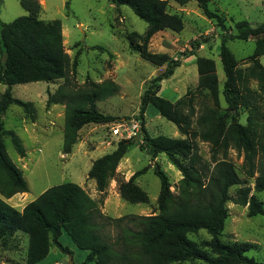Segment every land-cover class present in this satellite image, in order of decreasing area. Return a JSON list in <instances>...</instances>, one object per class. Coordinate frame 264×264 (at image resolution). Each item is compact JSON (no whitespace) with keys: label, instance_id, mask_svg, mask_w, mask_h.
Here are the masks:
<instances>
[{"label":"trees","instance_id":"1","mask_svg":"<svg viewBox=\"0 0 264 264\" xmlns=\"http://www.w3.org/2000/svg\"><path fill=\"white\" fill-rule=\"evenodd\" d=\"M112 4L130 8L147 24L141 44L135 50L144 60L157 67L166 66L145 91L137 120L140 123L141 151H147L152 160L165 154L179 170L182 179L172 191L168 174L156 165L154 174L160 180L158 213L150 216H126L119 219L106 217L101 211L104 200H94L88 192L75 183H63L49 188L22 211L6 200L17 194L29 192L23 172L10 158L4 136L8 135L16 153L27 156L26 149L13 131H5L0 116V251L11 249L10 240L17 233L28 236L29 244L25 264H40L53 247L69 256L73 251L60 242L65 232L78 249L88 253L82 264H185L199 261L204 264H264L247 253L256 248L248 242H223L222 236L229 218V202L248 207V216H264V203L255 195L264 193V21L253 25L247 20L236 22V34L224 35L220 48L225 74L223 96L231 111L229 117L220 109V85L216 63L210 58H198V91L206 92L211 105L197 116L195 96L185 97L176 103L159 95L161 84L173 76L181 61L168 54L152 53L151 39L158 33H181L185 22L181 15L169 11L168 0H109ZM180 6L196 1L198 8L209 20H215L225 29V19L210 4L215 0H173ZM28 13L10 23L0 20V84L7 89L0 96V115L12 104L24 109L34 123L36 112L33 103L14 99L12 87L16 85L65 80L55 93L48 92L47 107L65 105L63 154L72 153L79 132L89 124H108L115 117L100 112L98 102L116 95L119 85L112 80L91 83L88 88L71 90L68 81L70 68L76 69L65 50L62 21L40 19L42 4L39 0H20ZM2 0H0V7ZM256 38L255 49L247 58L248 67H240L229 40L249 41ZM257 83V90L251 88ZM190 95V94H188ZM187 95V96H188ZM149 106L173 123L185 138L165 135L151 136L145 127V114ZM241 111L248 112L247 124L238 120ZM197 116L198 130L193 129ZM197 139L210 145L211 160L205 162L200 155ZM135 145L132 139L118 142L116 149L95 160L88 178L96 182L97 191L104 195L118 168ZM236 151L244 158L246 179L238 174L229 159ZM147 168L135 173L128 181H118L121 199L131 204H148L149 195L136 179ZM249 181H253L254 187ZM240 186L236 195L233 187ZM100 220L116 223L127 221L136 229L123 227L121 236L112 244L101 234ZM206 231L210 239L199 243L189 235Z\"/></svg>","mask_w":264,"mask_h":264},{"label":"rangeland","instance_id":"2","mask_svg":"<svg viewBox=\"0 0 264 264\" xmlns=\"http://www.w3.org/2000/svg\"><path fill=\"white\" fill-rule=\"evenodd\" d=\"M42 4L40 19L46 22L61 20L63 25V43L72 63L76 61V69L72 67L68 75L71 90L86 89L91 83H104L112 80L119 85L116 95L98 102L101 113L115 117L117 120L108 124H89L79 132V138L72 153L63 154L62 145L65 126V105L47 107L48 92L55 93L65 80L54 83L37 82L12 87L14 99L33 103L36 121L33 123L24 109L12 104L1 116L5 131H13L21 139L27 156L21 158L13 148L11 138L4 136L7 152L12 161L23 172L27 180L29 192L17 194L6 200L19 211L36 200L51 187L63 183H75L83 187L96 201L101 198L102 213L109 218L119 219L126 216H150L158 213V198L160 180L154 174V168L159 165L164 170L176 192V185L182 179L179 170L169 161L165 154L154 160L147 151L140 150L142 138L134 141L135 145L122 160L115 178L104 195L97 191L96 182L88 178L92 163L106 154L113 152L119 141L133 139L132 126L138 123L141 99L151 82L165 72L166 66L157 67L144 60L135 50L147 30V24L139 19L133 11L126 7H118L109 0H39ZM169 11L183 17L185 28L181 33L164 31L156 34L150 41L149 50L152 53L168 54L181 61L169 79L162 82L159 95L173 103L195 96L197 116L211 105L206 92L198 91V58H210L216 63L220 85V109L229 117L235 114L231 111L223 96L225 74L219 57L221 42L224 35L236 34L232 28L236 22L247 20L253 25L264 21V0H215L210 4L212 11H218L225 19V29L215 20L207 19L198 8L196 1L180 6L173 0H168ZM20 0H2L0 20L10 23L17 18L27 16ZM256 38L249 41L229 40L228 47L240 62V67H248L247 58L255 49ZM2 55L0 52V64ZM264 66V57L261 58ZM257 90V83L251 84ZM7 89L0 84V96ZM190 94V95H188ZM188 95V96H187ZM264 107V99L258 104ZM193 119V129L198 130L196 119ZM145 127L151 136L165 135L171 138H185L177 127L162 118L158 111L149 106L145 114ZM248 112L241 111L238 120L247 124ZM141 136V135H140ZM200 155L205 162L211 160L210 145L197 139ZM229 159L235 165L240 177L245 180L244 158L236 151L229 152ZM147 168L148 171L136 179V183L149 195L148 204H131L121 199L118 191V181L125 177L131 178L138 171ZM124 173L125 176L122 175ZM126 181V180H125ZM252 188L253 181H249ZM116 186H114V185ZM240 186L233 187L231 194L236 195ZM255 195L264 203V193ZM229 218L223 232V242H248L256 244V248L247 256L264 263V216L249 217L248 207H242L229 202ZM101 234L114 244L121 236L123 227L136 229L127 221L118 226L107 220H100ZM10 240L11 249L0 251V264H21L26 256L29 244L28 236ZM189 238L197 243L209 240L206 231L191 234ZM70 238L63 234L62 244L67 245ZM57 250V248L54 247ZM58 251V250H57ZM80 251V250H77ZM85 253L84 251H80ZM55 253V251L53 252ZM54 255V254H53ZM14 257V258H12ZM54 256H51L52 259ZM14 261L11 263V260ZM71 259L65 258L61 264H70ZM185 264H204L199 261Z\"/></svg>","mask_w":264,"mask_h":264},{"label":"crops","instance_id":"3","mask_svg":"<svg viewBox=\"0 0 264 264\" xmlns=\"http://www.w3.org/2000/svg\"><path fill=\"white\" fill-rule=\"evenodd\" d=\"M118 173H120V171H118ZM122 175L125 176L124 173H122ZM125 180L128 181L129 178L125 177ZM114 186H116V185H114ZM63 234H66V233L64 232ZM20 237H22V236L19 233H17L15 235L14 239L20 238ZM65 246H67L68 248H70L73 251V256H69L67 254H64L61 251H59L58 249H57L58 250L57 251L53 247L51 249L50 254L48 255V257L45 260H43L40 264H61V261H63L65 258H70V259L72 258L73 264H82L84 262V260L86 259L88 253L86 251H84V250L78 249L75 246V244H74V242L72 241L71 238H70L69 243L67 245H65ZM77 250L84 251L85 253H81L80 251H77ZM54 251H55V253H53ZM26 255H27V251H26ZM51 256H54V257L52 259H50ZM12 258H14V257H12ZM25 261H26V256L23 258L21 264H25ZM12 262H14V261L11 260V263ZM90 264H95V263H90Z\"/></svg>","mask_w":264,"mask_h":264},{"label":"built area","instance_id":"4","mask_svg":"<svg viewBox=\"0 0 264 264\" xmlns=\"http://www.w3.org/2000/svg\"><path fill=\"white\" fill-rule=\"evenodd\" d=\"M137 135H140V123L139 122L133 124V126H132V136L136 137ZM130 139H131V137H130Z\"/></svg>","mask_w":264,"mask_h":264},{"label":"water","instance_id":"5","mask_svg":"<svg viewBox=\"0 0 264 264\" xmlns=\"http://www.w3.org/2000/svg\"><path fill=\"white\" fill-rule=\"evenodd\" d=\"M140 137H141L140 135H137L136 137H134V138L132 139V141L134 142V141H136V140H139ZM71 264H73L72 258H71Z\"/></svg>","mask_w":264,"mask_h":264}]
</instances>
